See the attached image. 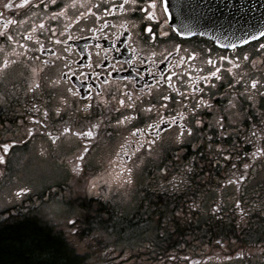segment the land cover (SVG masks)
Segmentation results:
<instances>
[{
    "label": "flooded vegetation",
    "instance_id": "af4514ba",
    "mask_svg": "<svg viewBox=\"0 0 264 264\" xmlns=\"http://www.w3.org/2000/svg\"><path fill=\"white\" fill-rule=\"evenodd\" d=\"M121 3L0 0V144L12 145L0 164V221L36 220L60 235L73 264H264V37L229 47L182 35L159 7L139 5L153 21ZM217 69L220 79L209 78ZM194 115L204 131L182 134ZM33 157L63 173L35 193L16 187ZM194 181V225L234 219L249 247L195 250L191 236H162L161 197L190 194Z\"/></svg>",
    "mask_w": 264,
    "mask_h": 264
},
{
    "label": "trees",
    "instance_id": "16d2710c",
    "mask_svg": "<svg viewBox=\"0 0 264 264\" xmlns=\"http://www.w3.org/2000/svg\"><path fill=\"white\" fill-rule=\"evenodd\" d=\"M185 193V192H183ZM174 198L161 197L166 205L160 206L158 225L163 237H190L193 243L187 246L216 248L226 242L231 251L249 247L248 229L238 227L235 220L219 226L216 215L209 214L211 222L206 230L194 225L198 215L196 206L200 202L201 189L195 181L191 193ZM192 207V208H190ZM184 220H180V216ZM187 219L190 223L188 224ZM170 227V228H169ZM258 231L257 239L261 238ZM74 257L67 249L60 235L29 218L6 219L0 221V264H73Z\"/></svg>",
    "mask_w": 264,
    "mask_h": 264
},
{
    "label": "water",
    "instance_id": "95a60500",
    "mask_svg": "<svg viewBox=\"0 0 264 264\" xmlns=\"http://www.w3.org/2000/svg\"><path fill=\"white\" fill-rule=\"evenodd\" d=\"M166 6L178 31L222 45L247 42L264 31V0H166Z\"/></svg>",
    "mask_w": 264,
    "mask_h": 264
},
{
    "label": "snow or ice",
    "instance_id": "6c2138e0",
    "mask_svg": "<svg viewBox=\"0 0 264 264\" xmlns=\"http://www.w3.org/2000/svg\"><path fill=\"white\" fill-rule=\"evenodd\" d=\"M24 2H26V0H24ZM145 2H146V7L148 9H156L157 7H159L161 9L162 17L165 18L164 23H167V19L166 18L168 16L169 8L166 6V0H122V3L120 4V7L124 8L125 5L130 4V5H132V8H131L132 11L146 12V8L145 7H140L139 6L141 4H144ZM9 6H10V4H7V3L4 4V8H8ZM113 6H115V5H113ZM146 18L149 19V20L155 21L156 20L155 11H147L146 12ZM169 27H171V26L169 25ZM172 30L175 31V29H172ZM144 31L149 33V35L153 34L151 26L146 27L144 29ZM184 34L190 35L191 33L190 32L182 33V35H184ZM160 35L161 36H167L168 35V32L164 29L163 24L160 27ZM259 35L261 37H264V31H261L259 33ZM252 38L255 39L256 37L253 36ZM229 47H234V45H229ZM259 48L260 49H264V44H260ZM192 58H193L192 56H188L187 57V59H189V60H191ZM221 59H224V58L221 57ZM245 59H248V57L245 56ZM208 63L212 64L214 62L212 60H209ZM218 71H219V69H217V71L210 72L209 73V78L215 77V79L219 80L220 76L217 75ZM252 84H253V87H256L257 82L253 81ZM29 90H31V89H29ZM260 95H264V93H260ZM162 99L167 100L169 98L167 96H164V97H162ZM249 99H251V97H249ZM121 103H123V102L121 101ZM204 104L206 105L207 102L205 101ZM229 104L231 105V101H229ZM195 107L197 109L200 108L201 107V103L198 102ZM56 113H57V116H60V109L59 108L56 109ZM130 118L131 117H126L125 119H130ZM61 119H62V117H61ZM181 119H183V116H181ZM192 121H194V125H195L194 127L192 126ZM123 122L124 121H118V123H123ZM172 122L173 123L175 122V118H172ZM216 124L219 125V128H220L219 136L222 138V142H226V141L223 140V138L228 135V131H227L228 125H227V122L224 120L223 115H221L220 119L216 120ZM180 127H181V133L182 134H183L184 131H187V134L189 136H194L196 133H202L204 131V122L201 119H199L198 116L194 115V116L189 118V125H188V127L186 129H185L184 125H180ZM68 131H69L68 128H64V132H68ZM26 134L28 136H31L32 135V131L29 130ZM80 135H84V136L90 137L92 135V133L91 132L80 133ZM213 135H215V133ZM211 139H212V137H209V140H211ZM13 143H15V142H13ZM11 147H12V145L8 144V143L0 144V148H2V150H3V155H0V164H6V162H7L6 161V156L9 153V150H10ZM208 147L211 148V144H209ZM197 150H199V148ZM217 150L218 151L220 150L219 145L217 146ZM77 159H79V157ZM225 159H228V157H225ZM162 171H166V170H162ZM68 223L69 224H73L74 221L69 220Z\"/></svg>",
    "mask_w": 264,
    "mask_h": 264
},
{
    "label": "rangeland",
    "instance_id": "374dc122",
    "mask_svg": "<svg viewBox=\"0 0 264 264\" xmlns=\"http://www.w3.org/2000/svg\"><path fill=\"white\" fill-rule=\"evenodd\" d=\"M60 167L48 159H38L33 157L31 163L25 167L24 177L16 183L17 188H31L32 191H39L53 186L58 182L62 175ZM128 200L132 201L133 195L127 191ZM261 238L264 239V231L261 232ZM115 247V246H114ZM113 254L122 250L121 245H116Z\"/></svg>",
    "mask_w": 264,
    "mask_h": 264
}]
</instances>
